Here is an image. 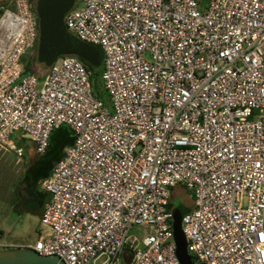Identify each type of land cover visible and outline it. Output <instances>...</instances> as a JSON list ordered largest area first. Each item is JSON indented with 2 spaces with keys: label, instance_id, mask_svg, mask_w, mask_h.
<instances>
[{
  "label": "built area",
  "instance_id": "2783aa9c",
  "mask_svg": "<svg viewBox=\"0 0 264 264\" xmlns=\"http://www.w3.org/2000/svg\"><path fill=\"white\" fill-rule=\"evenodd\" d=\"M11 3L0 13V149L23 155L16 132L37 155L61 126L74 137L41 183L42 234L17 248L64 264H180L168 208L180 186L194 198L180 229L197 264H264V0L73 5L64 26L101 50L111 112L76 56L58 57L40 86L23 74L35 2Z\"/></svg>",
  "mask_w": 264,
  "mask_h": 264
},
{
  "label": "rangeland",
  "instance_id": "374dc122",
  "mask_svg": "<svg viewBox=\"0 0 264 264\" xmlns=\"http://www.w3.org/2000/svg\"><path fill=\"white\" fill-rule=\"evenodd\" d=\"M206 1L207 0H201L202 6L205 5ZM73 5L79 6L80 0H75ZM3 9L14 10L11 0L0 5V13ZM31 51L32 50L28 51L24 56L31 54ZM98 67L99 69L93 71L92 93L111 112V100L103 88V82L101 80V65L97 66V68ZM45 71L46 69L38 64H35L33 67L32 74L39 77V86L41 85L42 75ZM61 129L66 130V127L62 126ZM57 131L59 130H55L52 133L49 139V149L44 154L34 155V153L30 151L25 154V156H23V154L21 157H17L11 151L0 152V244L33 245L37 237L42 234L44 228L40 225L39 218L36 214V211L39 210L42 204L36 205L24 199L21 195L20 187L27 178L30 179V182L34 186L38 187L44 179L49 177L45 178L49 170V166L47 167L46 164L48 162L52 163V161L55 160L58 151L63 152L68 147L61 145V137L59 138L57 136ZM18 135L19 132L12 135V141L16 146H20ZM53 138L56 140H53ZM26 146L31 148L29 141ZM18 186L19 192L17 194L15 190ZM170 203L173 209L181 207L192 209L194 198L190 192L179 189L172 194ZM131 233L141 235V232L135 228L131 230ZM118 264H124V261L120 259Z\"/></svg>",
  "mask_w": 264,
  "mask_h": 264
},
{
  "label": "water",
  "instance_id": "95a60500",
  "mask_svg": "<svg viewBox=\"0 0 264 264\" xmlns=\"http://www.w3.org/2000/svg\"><path fill=\"white\" fill-rule=\"evenodd\" d=\"M8 0H0V5ZM75 0H38L35 8L38 20L37 59L40 63L55 61L60 56L72 55L98 66L101 51L70 35L63 22L64 15ZM182 212L175 209L172 218V235L175 255L180 264H194L186 250V241L180 229ZM0 264H64L58 257L40 255L30 248L0 249Z\"/></svg>",
  "mask_w": 264,
  "mask_h": 264
},
{
  "label": "crops",
  "instance_id": "0c3cea01",
  "mask_svg": "<svg viewBox=\"0 0 264 264\" xmlns=\"http://www.w3.org/2000/svg\"><path fill=\"white\" fill-rule=\"evenodd\" d=\"M47 70V69H46ZM43 76V75H42ZM38 77V76H37ZM39 78V77H38ZM66 130L65 129H61V130H59V131H57L56 132V134H57V136L60 138V141H61V145H63L64 147H69V145H71V143H72V141L71 140H73V133L70 131V130H68V132L70 133V135L69 136H67V134H66ZM21 139H19V142L21 143V142H23V156H25V154H27L28 152H30V151H32L33 153H34V149H33V145L30 143V145H31V148L28 146H26V144H28V141L27 140H24L23 139V141H20ZM53 140H56V139H54L53 138ZM57 141H59V140H57ZM22 146V145H21ZM19 147V146H18ZM0 152H4V150L2 151V149L0 150ZM34 155H37V154H35L34 153ZM30 180V179H29ZM45 180V179H44ZM43 180V181H44ZM179 189H182V190H184L182 187H180V186H177V187H174L173 188V190H171V196H172V194L173 193H175L176 191H178ZM20 191H21V195H22V197H24V199H26L27 201H30V202H33V203H35L36 205H38V204H42L41 205V207L39 208V210H37L36 211V214H37V216H38V218L40 219V216H41V213H42V211H43V209H44V203L45 202H47L48 201V199H49V195L45 192V191H43L42 189H41V184L38 186V187H36V186H34L31 182L30 183H28V181H24L23 182V184L21 185V187H20ZM15 192H17V194H18V192H19V190H17V188H16V190H15ZM171 196H170V198H171ZM39 201H40V203H39ZM44 204V205H43ZM193 208V207H192ZM175 209L176 208H174L173 210L175 211ZM184 209H187L186 207H184ZM191 209H188V210H185V211H183L182 212V215L183 214H185V213H187V212H189ZM174 211H172V213H174ZM39 236V235H38ZM40 237V236H39ZM39 237H37V239L39 238ZM36 239V240H37ZM35 240V241H36ZM0 245H3V244H0ZM5 246H7V247H12V248H17V247H22V246H25V244H10V245H5ZM123 260V259H122ZM125 264V263H124Z\"/></svg>",
  "mask_w": 264,
  "mask_h": 264
},
{
  "label": "trees",
  "instance_id": "16d2710c",
  "mask_svg": "<svg viewBox=\"0 0 264 264\" xmlns=\"http://www.w3.org/2000/svg\"><path fill=\"white\" fill-rule=\"evenodd\" d=\"M36 46H37V41H36V43H35V45H34V47L32 48V53L31 54H27V55H23L22 57H21V65H22V67H23V74H30V73H32V70H33V67H34V65L35 64H38V65H40L41 67H43L44 69H47L52 63H53V61H51L50 59L49 60H47L46 62H43V63H40L39 61H38V59H37V54H36ZM95 47H97V46H95ZM98 49H99V47H97ZM100 50V49H99ZM101 51V50H100ZM102 53V52H101ZM79 59V58H78ZM81 62H82V64L91 72V77H90V82H91V85H92V80H93V71L95 70V69H99V67L97 68V66H93V65H91L90 63H87V62H85V61H83V60H81V59H79ZM102 60H103V55H102ZM101 60V63H100V65H101V68H103V61ZM100 65H98V66H100ZM62 127V126H61ZM61 127H59L58 129H56V130H60L61 129ZM68 130H70L69 128H67L66 127V134H67V136H69L70 135V133L68 132ZM55 130H53L52 132H51V134H50V137H51V135H52V133L54 132ZM50 139V138H49ZM73 140H74V137H73ZM73 140H71L72 141V143H71V145L73 144ZM20 141H23V139H21ZM20 143V142H19ZM22 145V146H21ZM71 145H69V146H71ZM20 148H23V142H21L20 143V146H19ZM49 149V143H48V147H47V149H46V151ZM45 151V152H46ZM64 152V151H63ZM63 152L62 151H58V154H57V156L55 157V160H53L52 161V163H50V162H48L46 165H47V167L49 166V170H48V172L46 173V176H45V178L46 177H48L49 176V174H50V169H51V167H52V165L53 164H55L57 161H59L61 158H62V156H63ZM26 181H28V183H30V180H29V178H27L26 179ZM19 189V186L17 187V190ZM173 190V189H172ZM39 203H40V201H39ZM168 208L171 210V211H174L173 210V208H172V204L169 202V205H168ZM181 209V212H183V211H185V210H188V209H184V207H181L180 208ZM184 215V214H183ZM190 258H191V260H192V263H194V264H197L196 262H195V260L193 259V257L192 256H190Z\"/></svg>",
  "mask_w": 264,
  "mask_h": 264
},
{
  "label": "flooded vegetation",
  "instance_id": "af4514ba",
  "mask_svg": "<svg viewBox=\"0 0 264 264\" xmlns=\"http://www.w3.org/2000/svg\"><path fill=\"white\" fill-rule=\"evenodd\" d=\"M37 1H38V0H34V2H35V8H36Z\"/></svg>",
  "mask_w": 264,
  "mask_h": 264
}]
</instances>
